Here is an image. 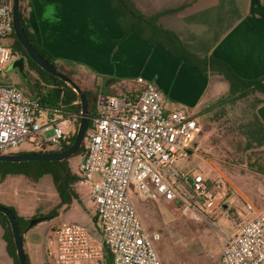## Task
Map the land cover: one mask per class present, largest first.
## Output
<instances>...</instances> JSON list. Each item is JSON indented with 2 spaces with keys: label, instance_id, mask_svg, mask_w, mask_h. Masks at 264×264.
Wrapping results in <instances>:
<instances>
[{
  "label": "built area",
  "instance_id": "2783aa9c",
  "mask_svg": "<svg viewBox=\"0 0 264 264\" xmlns=\"http://www.w3.org/2000/svg\"><path fill=\"white\" fill-rule=\"evenodd\" d=\"M13 23V3H0V79L19 58L5 44ZM135 83L139 92L98 97L78 167L91 186L100 232L80 223L56 227L45 243L52 264H107L108 254L112 264H163L156 249L161 236L144 227L132 194L179 206L195 221L211 220L206 204L219 197L223 179L209 187L203 173L179 168L203 151L202 125L185 109L167 112L153 83L141 77ZM81 118L82 112L46 109L38 98L0 83V154L60 151L72 138L68 125ZM244 208L216 264H264V208L255 214L251 203Z\"/></svg>",
  "mask_w": 264,
  "mask_h": 264
},
{
  "label": "crops",
  "instance_id": "0c3cea01",
  "mask_svg": "<svg viewBox=\"0 0 264 264\" xmlns=\"http://www.w3.org/2000/svg\"><path fill=\"white\" fill-rule=\"evenodd\" d=\"M131 1L143 15L157 17L158 25L175 34L182 47L169 36L168 41L153 43L126 31L121 14L108 0H28L26 16L45 54L71 71L82 90L98 91L99 96L113 88L119 95L115 84L120 80L134 84L141 77L158 88L167 112L185 109L195 117L204 105L229 93L228 81L218 72L221 64L242 79L264 77V0ZM47 4L56 5L59 24L41 20ZM7 78L6 74L0 83ZM84 84L95 88L86 89ZM77 130L75 122L68 125L72 137ZM181 163L192 165V159ZM244 178L248 174L240 181ZM234 189L242 195L237 184ZM74 190L79 194L75 186ZM15 197L1 192L0 205L30 220ZM31 233L32 228L23 235L24 249L30 264H40L44 244ZM0 264H14L1 223Z\"/></svg>",
  "mask_w": 264,
  "mask_h": 264
},
{
  "label": "rangeland",
  "instance_id": "374dc122",
  "mask_svg": "<svg viewBox=\"0 0 264 264\" xmlns=\"http://www.w3.org/2000/svg\"><path fill=\"white\" fill-rule=\"evenodd\" d=\"M9 1L13 3V0ZM21 7L27 15L28 0H21L20 10ZM12 41L13 38H9L5 40V44L10 46ZM31 73L29 79L21 78L16 70L10 69L7 71V80H2L1 84L14 85L27 97L33 98L31 89L36 88L41 78L35 71L32 70ZM83 87L95 88L85 84ZM47 91L48 88L42 89L43 93ZM258 101L264 102L263 94L256 93L235 104L230 103L221 109L206 111L205 109L213 104L209 103L198 113L203 128L200 138L203 151L192 157V165L181 163L179 168L183 167L187 172H201L210 182L217 176L223 179L219 197L206 204L211 220L195 221L190 214H184L179 206L144 201L132 194L144 227L150 233H158L161 236L160 241L156 243V249L163 264H216L227 235L233 231L235 215L245 214L244 207L247 203L254 206L253 214L264 208V175L253 173L249 167L251 162L258 159L264 164V147L245 150L248 140L253 141L250 131L258 128L255 117V105ZM42 117H48L46 112H42ZM75 123L79 129L80 121ZM86 143L85 138L84 144ZM81 160L82 157L78 156L73 157L70 162L73 173L80 178L74 185L80 194V200H75L66 214L65 208H61L57 211L58 216L32 227L31 234L44 244L39 252L40 264H52L47 257L45 243L56 227L80 223L93 233L100 232L101 225L92 199L91 186L83 180L78 171ZM245 174H248L246 181L245 178L240 181L241 175ZM235 184L242 195L235 191ZM1 192L17 194L16 201L24 206L22 209L31 219L49 217L60 204L50 175L44 176L38 182L23 175H10L5 178L0 176Z\"/></svg>",
  "mask_w": 264,
  "mask_h": 264
},
{
  "label": "trees",
  "instance_id": "16d2710c",
  "mask_svg": "<svg viewBox=\"0 0 264 264\" xmlns=\"http://www.w3.org/2000/svg\"><path fill=\"white\" fill-rule=\"evenodd\" d=\"M111 5L118 11L121 16V24L124 26L126 31L131 30L132 32L137 33L142 38L151 41L153 43L157 41H163L166 39L165 36H169L171 40L175 43L179 44L182 47V44L178 37L172 32L165 31L158 25V18L155 16H145L143 15L133 4L131 0H108ZM9 0H0V3H9ZM21 16L22 23L27 33V36L31 43L34 45L36 50L56 69L61 70L62 73L69 76L72 80H74L73 73L71 71L65 70L56 64L48 55L45 54L44 50L38 45L35 34L32 32L28 18L24 11V8L21 7ZM163 33V35H161ZM13 38V50L18 53L27 56V52L23 45L17 39L15 32L12 35ZM166 41H168L166 39ZM184 49V48H183ZM29 64L31 70L35 71L41 78L39 82H37L36 88L33 87L31 89L33 98H38L43 107L46 109L52 110H62L65 113L71 112H82V107L80 103V96L78 93L66 82L62 81L59 78H56L47 72H45L38 64H36L31 58H29ZM58 66V67H57ZM225 79L228 81L230 85L229 93L226 96H223L218 101L214 102L212 105H209L205 110L212 111L221 109L223 106L228 104H235L238 101L246 99L250 96H253L256 93H261L264 95V77L257 80H246L237 76L233 70L227 66L226 64H221V69L218 71ZM44 83V84H43ZM77 84V83H76ZM78 85V84H77ZM79 86V85H78ZM116 87L119 88L121 93L127 92H139L141 87L136 83L130 84L126 80H120ZM48 91L46 93L42 92V89H46ZM87 100L89 107V128L91 125V118L97 113L98 108V97L100 92L98 91H90L83 90ZM38 92V94H37ZM107 96H118V91L113 88L108 92ZM76 102H79L78 104ZM256 113L255 117L258 123V128L256 130L250 131V136L253 139L248 140L245 150H252L256 148L264 147V124L259 118L257 110L264 106L263 101H258L255 105ZM200 122L198 114L195 116ZM81 123V119L79 120ZM79 123V124H80ZM201 124V122H200ZM202 125V124H201ZM203 132V128H202ZM77 133L69 140L66 141L60 151H64L68 149L75 141ZM86 145L83 143L81 149L74 154L72 157L62 161V162H22V163H10V162H0V176L5 178L10 175H23L28 177L29 179L38 182L44 176L50 175L53 179L54 185L56 187V191L60 198V204L55 208L54 211L49 215V217H45L44 219H51L58 216V210L61 208H65L68 210L75 200L79 199V195L74 190V185H76L80 178L78 175L73 173L71 168V159L73 157H83L86 153ZM57 151V152H60ZM31 152H20L19 154H28ZM250 170L253 173H257L260 175H264V164L261 163V160H254L249 165ZM207 185L211 187V182L208 181ZM17 216L18 223L20 225V229L22 234L24 235L29 230V225L32 220L36 219L33 217L30 220H25L21 218L14 208H10ZM42 218V217H39ZM0 223L5 229V239L8 244V251L11 257L14 260V264H20L19 259L17 257V251L14 243L13 233L11 229L10 222L8 218L0 213ZM27 263L30 264V260L26 254ZM108 264H111V256H108L107 260Z\"/></svg>",
  "mask_w": 264,
  "mask_h": 264
},
{
  "label": "water",
  "instance_id": "95a60500",
  "mask_svg": "<svg viewBox=\"0 0 264 264\" xmlns=\"http://www.w3.org/2000/svg\"><path fill=\"white\" fill-rule=\"evenodd\" d=\"M21 0H13V18H14V32L19 40V42L25 48L27 55L31 58L36 64H38L45 72L48 74L61 79L70 85L80 96V103L82 107V118L81 124L79 126L76 139L74 143L66 150L60 152H32L28 154H0V162H10V163H22V162H62L74 154H76L82 147L88 129H89V107L88 100L84 93V91L76 84L74 80H72L69 76L62 73L58 69H56L52 64H50L34 47V45L29 40L25 28L22 23V16L20 10ZM25 66L26 60L24 57L18 58L15 60L8 68L18 70V72L22 75L25 74ZM261 121L264 124V106L260 107L257 111ZM0 213L4 214L11 225L14 243L17 251V257L19 259L20 264H28L26 252L24 249V240L23 234L20 229V225L17 220L16 214L12 209L0 205ZM44 218H38L32 220L29 229L33 226L38 225L43 222Z\"/></svg>",
  "mask_w": 264,
  "mask_h": 264
},
{
  "label": "clouds",
  "instance_id": "9594fccd",
  "mask_svg": "<svg viewBox=\"0 0 264 264\" xmlns=\"http://www.w3.org/2000/svg\"><path fill=\"white\" fill-rule=\"evenodd\" d=\"M41 20L49 24H59L61 22V17L56 14L55 4L45 5V10L42 13ZM93 39L95 38L93 37Z\"/></svg>",
  "mask_w": 264,
  "mask_h": 264
},
{
  "label": "flooded vegetation",
  "instance_id": "af4514ba",
  "mask_svg": "<svg viewBox=\"0 0 264 264\" xmlns=\"http://www.w3.org/2000/svg\"><path fill=\"white\" fill-rule=\"evenodd\" d=\"M21 57H24L25 60H26L25 74L22 75V74H20V73L18 72V70H16V71H17V74H19V75L21 76V78H27V79H29V78H30V74H32V73H31L32 70H31V68H30L28 55L25 56V55H22V54L20 55V54H19V58H21Z\"/></svg>",
  "mask_w": 264,
  "mask_h": 264
}]
</instances>
